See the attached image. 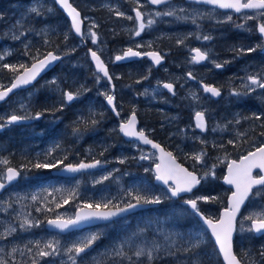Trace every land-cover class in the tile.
Segmentation results:
<instances>
[{"label": "rangeland", "instance_id": "rangeland-1", "mask_svg": "<svg viewBox=\"0 0 264 264\" xmlns=\"http://www.w3.org/2000/svg\"><path fill=\"white\" fill-rule=\"evenodd\" d=\"M1 2L0 55H3L4 59L0 60V65L5 63L9 64V60L18 49L22 48L25 50L27 47L32 46L33 42L39 47L44 44L47 45L50 35H56L64 30L65 23L62 21L60 15L56 11H53L56 10L57 7L51 6L53 3L52 0H12L8 2ZM72 2L81 11L85 21L83 39H77L76 42L65 43L66 45L63 48L57 50L56 52L58 54H63L65 56L59 64L60 74L54 75L53 77L50 76L49 78L43 77L37 85L35 84L31 88L11 96L6 102L0 105V117L6 118L13 113L17 115H28L34 114L35 111L37 112L35 107L36 99L34 95L38 91V88L44 84L51 85L50 87L55 93L53 99L58 102H55V105L59 108V105L63 103V109H73V107H71L72 104H70V106L66 103V101L62 100V92L64 91H79L80 95L76 101H79L86 96L89 87L93 89L91 91L96 97L98 96L104 99V93L112 94L108 81L103 79L101 75L94 70L91 61L89 60L88 48H92L103 57L106 63L113 64L111 73L115 80L116 90L112 95H114L120 103L127 105V114L120 118L121 120H125L128 118L133 108L135 109V106L140 109L149 108H146L143 104L136 105L133 100L135 96L133 97L130 94L129 88L125 85L124 80L120 79H123L125 74H133L135 76L140 75V77H143V70L145 69L148 72L146 81H144V78L143 80L137 78L140 86L137 95L143 96L146 99L145 102L147 104L160 105L157 107L156 114H154L155 118H157L159 122L155 123L153 131L155 130V132L159 133L160 136L164 135V140L167 142V146H169L172 151L186 159L190 168L195 170L199 175H202L203 172L213 164L218 165L215 169V177L209 176L208 178L202 180L204 185H202L192 195L181 199L195 198L202 195L218 197L216 202H198V207L200 209L202 208L209 215L218 210L216 206L220 202L222 205L219 209L224 207L225 203L222 201V194L226 193L228 195V191L221 189V191L217 192L214 189L216 187V181L218 183L220 182L221 175L226 168V161L221 164L217 158H223L225 155H228L229 158L237 159L239 156L252 150L253 142L257 144L259 143V136L256 133H251L252 137L251 134L244 136L231 135L236 132L235 129H231L235 124V121H248V119H245V117H247L245 114L241 116L238 112H236V114L229 112L231 109L228 110V107L233 106L235 108L237 107L236 109L243 108L245 110V107L248 108L247 105H250L249 101H256L260 104L261 102H264V99H262V97H264V89L256 88L254 92L248 93L249 95L247 98L234 96L236 101H230L227 103L231 92L233 93V91H236L244 93L248 91L243 87V84L247 82L248 76H258L259 78H264V65H262V62L255 59L256 53L253 52V61H248L249 64L247 65L248 67L244 73L240 74L238 71L235 73L236 76L234 80L236 83L234 86L229 82V79L220 82L222 87L229 89L228 94L224 96L222 103H218L216 105L215 103H212L211 100L209 101V99L204 98L201 93L193 94L190 91L193 89L191 85L181 83L182 89L185 90V95H181L179 98L180 100L176 101L174 104L179 107V105L182 104L181 101L186 100V104L188 105L184 106L187 107L192 114L198 110L205 112L207 117L210 119L211 125L209 127L210 132L202 136L195 132L191 121L185 123L181 120L180 112L170 114L169 109L163 108L162 105L170 106V100L169 96L163 93L160 85L162 81H164V78L172 82H180L181 79L184 83H186L187 79L183 73L185 69L179 67L182 64L189 65V62L191 61L189 50L191 48L199 47L202 51L206 52L209 55V65L215 66L216 64H222L231 58V56L223 54L221 47H215V42L217 41L216 37L219 36L218 32L208 29L206 32H203L204 34L201 37L200 34L199 36L196 34L194 29L190 30L186 27V24L193 23V20L216 21L217 18L213 15L214 12L204 8L195 9L191 15L185 14L183 16L187 17V19L176 20L170 18L171 16L157 17L155 16V12H165L172 9L180 11L181 8L178 5H169L162 10H153L152 7L148 6L146 0H72ZM33 7L37 8L41 14L37 15L36 13H32L31 8ZM135 7L147 15V21L149 19H153L155 21L154 24L144 29L140 37L133 35V31L135 29V16L133 14V10ZM117 11L122 12L125 15L117 16ZM251 15H254V13ZM127 16H131L133 19L129 20L126 18ZM200 16L205 18L196 19ZM85 17L87 19H85ZM178 17L181 16L178 15ZM261 20L264 22V18H261ZM159 23H165L166 27H156ZM93 24L95 27H93ZM145 24H147V22ZM165 28L170 29V32H166ZM247 28L248 27H246V29ZM90 30L97 33L98 40L96 44L91 42V37L88 35ZM21 33L24 34L21 35ZM191 34H195L196 37L191 38ZM15 36H19V39H15ZM142 36L145 37L141 39ZM170 36L173 37L172 40L168 39ZM204 36H209L211 38L204 40ZM178 41H183V43H178ZM168 42L172 43L175 48L174 50L178 52V54L170 60L169 65L171 67H163L162 71L159 70L154 73L153 70H151V67L153 66L152 64L146 65L145 67L135 68L132 66L133 64L116 66L113 63L115 56L119 55L129 47L135 48V45H140V47H142L141 45L144 44L153 49L158 47V50L162 51L161 46L163 44L168 45ZM223 49L227 50V46ZM172 51V49L167 50L165 47L163 48V52L167 54ZM28 57L31 58V56ZM236 59L240 61L239 58L236 57ZM1 68L2 67H0V69ZM210 69L211 68L209 67L201 68L199 69V72H207ZM150 70L151 73H149ZM162 72L164 73V77ZM202 75L203 79H205L206 75ZM98 76L100 77L99 82H97ZM53 80H55V83H52ZM0 84L4 86L9 84L6 83L2 72H0ZM145 90H147L146 93ZM223 103L225 105L224 107ZM21 105H23L24 108H21ZM117 107L121 110L118 103ZM74 109L78 110V108ZM223 109L227 110H224L225 112H223ZM239 109L237 111H239ZM62 113L65 114L67 111H62ZM224 113L231 115V118H228L231 119L230 121L224 118ZM43 118L46 120L45 116H43ZM41 119L42 117L39 120ZM49 119L58 120L59 117H50ZM76 119L79 120L80 116H77ZM29 120L30 122H34L35 119ZM109 123L110 124L105 127V130L107 131L111 129L112 126H115V124L111 121H109ZM13 125L14 124L5 127L4 129H9ZM33 126L34 124H32V127ZM103 129L104 126L100 128V131ZM227 133L229 134V137H227ZM86 136L87 134L83 133L81 136H76L75 139L80 142L85 139ZM223 139H226L227 142L229 140H233L236 142V146L234 147L231 144L227 146L225 143H221V140ZM87 141L91 142L92 140L90 141L89 138ZM201 141H203V143ZM123 145L130 148V154H134L133 159L121 164L119 161L117 162V159L115 158H105L102 159V161L110 164L108 168L101 171L80 174L76 178L70 179V184H72L73 187H78L80 189L79 191H76V200L57 208L52 217L62 215L64 218H70L75 214L79 205L85 202H91V200L98 201L101 198L104 199L107 192H114L115 194L122 193V195L126 197L125 183L129 178L135 177V181L140 182L144 187L147 186L150 181L154 183L153 178L155 174L153 172V165L157 162L156 154L149 149L138 147L135 145V142L124 141ZM221 145H223V147H220ZM245 147L247 150H244ZM50 149H52V145H49L47 148H43L39 147L37 143L32 142L22 144V147L20 148L21 151H27L30 155H38L40 153L47 152ZM201 150H204L207 153L203 159V163H197L196 161L187 158L192 154L200 152ZM0 151V159L8 160L10 152L7 150L6 143L5 145L0 143ZM134 151L137 152L133 153ZM77 153H90V144H87V146L82 145L79 147L77 152L72 153V156H80ZM141 155H147L149 158L141 160L139 159ZM5 166L6 165H0V172L4 171ZM19 166V169L24 170V174L21 175V179L0 193V202H10L12 204L11 208H7L6 203H0V233H3L9 225L17 228V232L9 236L7 239H0V248L4 249L3 252H0V257L8 260L9 264H22L24 261V264H32V260L34 258L39 262V264H71V261H69L67 256L63 254V249L71 246L72 243L88 236L91 233H99L100 237H105L107 239L99 244V248L102 249V252L97 251L98 246H95V242L93 245L95 247L90 252L77 258V264H95L97 261H101L103 259H106L108 264H117L118 261L119 264H129L127 260H119L118 257L114 260L113 258H110L109 254L118 244L122 241L128 240L129 237H132L133 233H136L139 229H145V232L143 235L135 237L136 244H151L152 241H156L163 246L162 250L156 254L157 259L155 260L170 258L168 253H173V250L180 243L178 238L180 232L175 231L166 218H145L144 224L140 226L139 219L142 218V213L140 212L136 214H129L121 218L120 225L122 226V232H120L116 238H111L108 232L109 228L113 226V222L83 230L81 232H75L74 234L61 235L45 231L44 225H42V221L40 219V212H37L36 210L33 212L28 208L30 203L28 199L31 195H34L35 187L41 190L37 194L40 196L44 187H47L50 184L52 185L55 182L62 184V181L50 177V172L46 169H37V172L34 170L28 172L29 169L27 170L23 165ZM145 169H149V171L146 172ZM109 173L112 175L108 180H104L102 183H95V181L101 180L103 176L108 175ZM129 181L130 180H128V182ZM157 187L158 191L155 195H161L162 202H165L170 198L169 195H164L166 191L162 187L159 185H157ZM18 197H26V199H20L18 201ZM262 209H264V197H255L249 200L248 205L238 219L237 225V232L242 243H246L248 236H252L253 233L246 230L249 226V222L247 221L244 222L245 230L240 231L239 221L241 217L248 215L251 212H259ZM24 216H27L28 219L33 222L39 221V225L31 227L26 231L21 230L19 228V224ZM131 224L137 225V228H130ZM124 227H126L128 231L123 232ZM165 235L169 237L168 240L164 239ZM262 238L263 239L258 241L259 244L255 243L258 245V250L253 248L251 249L248 243L242 244V250L244 251L241 253V257L244 264H251V261L253 260H255L257 264H264V259H261L259 255L260 251L264 250V237ZM49 240H58L60 242L61 254L49 257L35 256V252L37 250L34 248L33 243L30 242L40 241L41 246H43V244ZM108 242H110V244H108ZM13 247L18 249L16 253L11 252ZM28 248H32L31 253L28 252ZM133 250L134 247H125V251H127L129 255L132 254ZM21 251H23V255H21ZM245 252L248 253L247 257H244ZM135 259L136 258L133 257V260ZM170 259H172L175 264H189L192 259H199L200 261V253L195 255L185 254L181 255L179 259ZM85 260H88V262Z\"/></svg>", "mask_w": 264, "mask_h": 264}, {"label": "snow or ice", "instance_id": "snow-or-ice-1", "mask_svg": "<svg viewBox=\"0 0 264 264\" xmlns=\"http://www.w3.org/2000/svg\"><path fill=\"white\" fill-rule=\"evenodd\" d=\"M148 2L152 5H161L169 3V0H148ZM199 2H203L208 5H213L219 9H231L236 13H241L242 10H253L254 15H246V20H253L258 18H264V0H199ZM55 3L58 4L63 11L70 17L71 20V29L77 35H83L82 33V19L81 13L77 10L76 7L73 6L69 0H55ZM50 11V9H49ZM180 11H184V9H180ZM32 13H36L40 15L41 13L37 8H31ZM117 16H124L125 14L117 11ZM175 9L168 10L165 12H155V16H175ZM127 19L131 20L133 17L127 16ZM85 19H87L85 17ZM135 19L139 21L138 30L135 32L136 36H140L144 29L148 26H151L155 23L153 19H149L147 24L143 22V13L136 9L135 10ZM177 19H187V17H177ZM232 17L227 16V21H231ZM193 23L195 21L193 20ZM93 27L95 25L93 24ZM237 27H242L238 25ZM257 30L262 38H264V22H261L257 26ZM24 33H21L23 35ZM88 35L91 37V42L93 44L97 43L98 36L94 31H89ZM15 39H19V36H15ZM211 37L204 36V40H208ZM67 39V36H65ZM178 43H183V41H178ZM27 47V46H26ZM140 45H137L139 48ZM257 48L264 49V43L257 44ZM195 55L192 57V61L199 63L200 61H204L208 58L206 52H202L199 48L192 50ZM240 54H243L245 50L243 48L238 50ZM247 52L251 53L256 51V48H248ZM92 60L95 62V68L98 73H102L104 77H107L108 81L111 82L112 77L109 75L107 66L101 60L100 56L96 51L89 49ZM10 54V53H8ZM27 54V53H26ZM148 56L155 64L159 65L163 60V56L156 51L141 53L140 51H136L133 48H127L122 55H117L115 57L116 61L124 60L125 58L132 57H140V56ZM4 56L0 55V60H3ZM61 59L60 56L54 54L53 52H47L43 55V58H40L39 54L37 56L32 57V63L28 64H8L5 63L0 65V67L4 69H8L12 72L13 78L10 86H4L0 84V101H4L13 90L21 88L23 86L31 84L33 81L37 79V77L47 68L52 62ZM217 68H221L223 65L216 64ZM22 70V71H21ZM189 77H192L191 73H188ZM119 78V77H117ZM194 79V77H192ZM100 77H97V82H99ZM146 79V77H145ZM55 83V80L52 81ZM139 83V81H137ZM255 86V87H253ZM114 87V86H113ZM163 88L167 89L169 92L175 94L174 85L172 83H164L162 85ZM243 87L247 89V92L241 93L233 91V95H247L250 92H254L256 88L264 89V78H259L258 76H248L247 82L243 84ZM203 91L205 93H210L211 96L219 97L221 92L218 88L210 85H203ZM147 90H145V93ZM80 93L72 92V91H64L62 92V100L66 102H72L79 97ZM106 102L109 106H111L112 111L119 116L120 112L117 110L115 103V96L112 94L104 93ZM64 104L61 103L60 107L56 109V111H62ZM21 108H24L21 105ZM49 109H45L44 111H38L34 114L28 115H17L15 113L5 117H0V130L8 127L12 124L19 123L24 120L29 119H40L46 112H49ZM245 119H255L261 120V115H257L253 113L251 117H245ZM195 126L201 131L206 130V120L204 111H196L195 112ZM240 121L237 120L236 123ZM99 123L98 120L93 119L91 124L94 126ZM261 127H264V123L261 124ZM215 130V129H213ZM119 131L126 137L135 138L141 141L143 144L151 145L152 148L158 150L160 153L158 160L159 162L155 164L154 173L155 179L159 182H162L164 186H166L167 196L170 194V197H180L183 193H192L193 189H195L198 185L201 184V181L208 178L209 176L215 177V169L218 166L217 164H213L211 167L207 168L202 175L198 176L195 170L190 171L188 168L183 165L177 163L176 157L172 152L166 151L160 144L153 142V140L149 139L144 130H137V116L136 111L133 108L131 115L126 121H121L119 124ZM74 134L79 133L80 129L75 128L73 130ZM245 133H238V136H243ZM261 136H264V132L260 133ZM203 143V141H201ZM228 144L236 146V142L233 140H229ZM57 147H59L57 145ZM220 147H223L221 145ZM55 149H50L46 154L50 156ZM207 153L204 150H201L198 153L192 154L187 157L196 161L197 163H203L204 157ZM149 157L147 155H141L139 159L145 160ZM67 159L65 156L61 160H57L55 162H36L32 165L35 169H51L56 168L58 165L63 164V160ZM219 163L223 164L226 161V174L223 176V181L225 184L231 186L230 195L227 197V205L224 207L223 211L220 213L218 218L213 219L212 217L204 215L198 207V202L203 201L205 203L208 202H216L218 197L216 196H208L202 195L197 196L195 198H189L184 200V204L187 205L192 213L200 218L204 225L207 226V229L210 230L211 236L214 238L215 245L218 247V253L223 258V264H242V257H238L233 248V234L237 231V223H238V215L241 213L242 207L246 204V202L251 198L255 197H264V142L255 143L253 142L252 150L248 151L246 154L239 156L237 159H230L228 155H225L223 158H217ZM125 162L124 159L119 160V163L123 164ZM9 161L7 159H0V165H9ZM101 164V161L94 160L92 163L80 162L79 164L72 165L67 164L64 165V170L67 172H79L85 169L96 168ZM145 171H149V169H145ZM20 171L16 168L8 166L6 170L0 172V190H3L7 184L15 181L20 176ZM111 173L105 175L101 178V180L95 181V183H102L104 180H108L111 177ZM253 189L256 191L254 192ZM57 192H62L61 189H56ZM150 189L148 188H139L137 187L135 190H128L125 193L127 199H122L118 203H113L112 200H106L104 202H96V203H83L78 206V211L75 213L74 217H70L65 219L62 215H57L54 219H48V225L60 229L61 231L67 230L70 227H76L83 222H90L93 220H103L108 221L113 217H117L123 213H128L137 208H141L145 205H154L162 203L161 195H152L150 194ZM51 195V193H48ZM77 193L75 191H69L67 196L61 195L62 203H56V207H62L63 204L69 203L70 198H75ZM20 199H26V197H18V201ZM39 199L38 195H32L31 200L37 201ZM47 199V196L44 197ZM55 202V201H53ZM6 203L7 208H11L12 204L10 202H0ZM41 208H37L36 211H41ZM51 210V209H49ZM30 215V214H29ZM249 222V226L246 229L248 232H252L259 235H264V209L259 212H251L248 215H244L241 217L240 223V231H244V222ZM39 221H31L27 216H24L22 221L19 224V228L21 230H28L31 227L38 226ZM17 232V228L9 225L3 233H0V239H7L9 236L13 235ZM145 229H139L136 233H133L132 237H129L128 240L122 241L118 244L109 254L110 258L118 257L119 260H127L129 264H137L139 261L145 262V264H153V261L157 259V253H159L163 246L156 241H152L151 244H136L135 237L143 235ZM201 238L192 241L191 237L188 241V247L184 249L185 253H193L195 255V250L200 248L201 244L205 242L203 238V233L200 234ZM100 239L99 233H91L88 236L83 237L82 239L74 242L71 246L63 249V254L67 256L68 260L71 261V264H77V258L81 256L82 253H86L88 249H90L94 243ZM165 240H168L169 237L165 235ZM33 243L34 248L37 250L35 252V256L38 257H49L54 255H60V242L58 240H49L46 241L43 246H41L40 241L30 242ZM133 248L132 254L129 255L127 251H125V247ZM27 247V246H26ZM28 252H32V248L27 249ZM4 249L0 248V252H3ZM18 249L13 247L11 252L16 253ZM169 255H173V253L169 252ZM21 255H23V251H21ZM261 259H264V250H261L259 253ZM248 253H244V257H247ZM133 257L136 259L133 260ZM0 264H9V261L0 257ZM32 264H39V262L34 258L32 260ZM96 264H101L100 261H97ZM119 264V261L117 262ZM189 264H200L199 259H192ZM251 264H257L255 260L251 261Z\"/></svg>", "mask_w": 264, "mask_h": 264}, {"label": "trees", "instance_id": "trees-1", "mask_svg": "<svg viewBox=\"0 0 264 264\" xmlns=\"http://www.w3.org/2000/svg\"><path fill=\"white\" fill-rule=\"evenodd\" d=\"M2 2H8L12 0H1ZM0 1V2H1ZM1 2V3H2ZM51 6H55L54 3L51 4ZM56 11L62 21L65 23L64 30H62L60 33L52 34L50 35V39L48 41V44L41 45V47L36 46L33 42L32 46L27 47L25 50L22 48L18 49L14 52L13 58L9 60V64L19 65V64H30L32 57L44 55L48 51H57L61 48H63L66 44L69 42H76L77 39L74 37L73 33L70 31V27L68 25V20H66L65 16L61 11L58 9L53 10ZM65 36H67V39H65ZM46 41V40H45ZM27 53V54H26ZM28 56H31L29 58ZM132 66L135 67V63ZM0 72H2V75L6 81V83H9L11 79L13 78V73L10 72L8 69L1 68ZM60 74L59 71V65L56 66L52 71L48 72L44 78H49L50 76H54ZM90 81L89 79H87ZM125 85L129 88L130 94L134 97L135 96V75L133 74H125L123 76ZM38 82L36 83V85ZM50 84H44L38 88V91L35 93V99H36V109L38 111H44L45 109H49V112H46L45 116L46 120L43 118L41 120L35 119L34 122H29L28 124H21V125H13L9 129H2L0 130V143L4 144L6 143L7 150H9V159L10 162L8 166H19L23 165L24 168L30 172L31 170H34L37 172V169L33 168L32 165L36 162H55L57 160L63 159L65 156H67V159L63 160V164L65 163H75L79 160H93V159H105V158H115L117 159V162L121 159H124L125 162H128L133 159L134 154H130V148L123 145L124 141L122 137L119 134L118 130V121L119 119L127 114L128 109L127 105L124 103H120L119 100L116 99V105L121 107L119 109L120 115L119 117H115L110 110L105 105L104 99L102 97H96L93 95V90L91 87L88 88V93L85 97H83L81 100L76 101L72 104L71 107L78 108V110L73 109H63L62 111H67V113L63 114L62 111H56L57 106L55 105V102L57 100L54 98V90L50 87ZM135 101V97L133 98ZM250 105H247L248 108L245 107L244 114L247 115V117H251L253 113H256L257 115H261L262 119L259 120L260 123H264V102H261L260 104L256 101H249ZM60 107V105H59ZM252 111V112H250ZM36 112V111H35ZM157 107L152 109V114H156ZM252 113V114H250ZM77 116H80V119H76ZM50 117H56L59 119L52 120L49 119ZM93 119H96L99 121L96 125H92L91 121ZM109 121L115 124V126H112L111 129L108 131L105 130V127L110 124ZM117 121V122H116ZM32 124L34 126L32 127ZM104 126V129L100 131V128ZM32 127V128H31ZM253 127V128H252ZM75 128H79L80 132L74 134L73 130ZM248 128V129H247ZM248 130V131H247ZM255 131V132H254ZM245 133L247 134H253L258 133V136H261V128L258 126L257 130L254 128V124L246 125L245 128L243 126L237 127L236 132L234 135H238V133ZM247 132V133H246ZM83 133H86L87 136L82 141L78 142L75 138L76 136H81ZM244 136V135H243ZM91 142H88L89 140ZM242 140V139H241ZM5 142V143H4ZM37 143L39 147L47 148L49 145H52V149H55L50 156L46 155L49 151L40 153L38 155H30L27 153V151H21L20 148L22 147V144L27 143ZM161 143L170 150L175 157L184 165L190 168L189 163L186 159H184L181 155L175 153L171 150L169 146H167L166 142L161 140ZM90 144V153H81L78 154L80 156L73 157L72 153L77 152L79 147L82 145ZM57 145L59 147H57ZM244 150H247L246 147ZM1 152V151H0ZM135 153V151L133 152ZM61 164V165H63ZM60 166V165H58ZM29 167V168H28ZM47 171H50V169H46ZM22 173H24V170H22ZM128 180H130L128 182ZM46 181V180H45ZM204 185L203 182L201 186ZM126 186V192L128 190H135L137 187L139 188H149L151 189L152 195H155L158 191V187L150 181L147 186H143L140 182L135 181V177L129 178L126 180L125 183ZM56 189L63 190L62 192L55 191ZM223 189L222 184L216 181V187L215 191H221ZM34 194L37 195L41 190L34 188ZM80 189L78 187H73L72 184H70L69 180L62 182V184H58L57 182L50 184L47 187H44V189L41 192V195L38 196L39 199L37 201H32L31 197L29 200V206L28 208L35 212L37 208H41L42 210L40 212V219L42 221V225H44V222L48 218H52V215L54 214V211L57 209L56 203H62L61 201V195L67 196V193L69 191H79ZM48 193H51V195H48ZM32 196V195H31ZM47 196V199L45 200L44 197ZM227 194H222V201L225 202ZM122 199H127V197H124L121 194H115L114 192H107L105 194L104 199H100L98 201L91 200V202L87 203H96V202H104L106 200H112L113 203H118ZM75 198H70L69 203H72ZM55 201V202H53ZM67 203V204H69ZM66 205V204H63ZM222 203L220 202L216 208L218 209L215 213L209 215L207 214L202 208L201 211H203L207 216L212 217L213 219L218 217L219 208L221 207ZM51 209V210H49ZM142 218L139 219V225L142 226L145 222V218H156V217H164L169 222L171 226L175 229V231L180 232V235L178 236L180 243L176 246V248L173 250V255H170V258L179 259L181 255L190 254L194 255L193 253H185L184 249L188 247V241L191 237L192 241H195L196 239H200V234L203 233V238L205 240L204 243L201 244L200 248L195 250V254L200 253V264H223L219 254L211 241L208 233L203 229L200 222L198 221L197 217L189 211L187 206H185L180 200H174V199H167L165 202H162L160 204H157L155 207L147 208L143 211ZM121 219H118L113 222V226L109 228V235L111 238H116L120 232H122V226ZM130 228L136 229L137 225H130ZM45 230V229H44ZM128 231L126 227H124L123 232ZM107 239L105 237H100L99 240L96 241L95 246L97 245V251H101L102 249L99 248V244L106 241ZM259 240L261 238H257L254 235L248 236L246 243L249 244V247L252 249L258 250ZM245 242L242 243V241L239 238V234L237 232L236 238L234 240V250L238 257H241V253L244 251L242 250V244H246ZM110 244V242H108ZM94 246V247H95ZM106 251V250H104ZM159 259L154 260L153 264H175V262L172 261V259ZM115 260V258H113ZM88 262V260H85ZM101 264L107 263L106 259H103L100 261ZM243 262V261H242ZM96 264V263H95ZM108 264V263H107ZM121 264V263H120ZM137 264H145L143 261L137 262Z\"/></svg>", "mask_w": 264, "mask_h": 264}, {"label": "flooded vegetation", "instance_id": "flooded-vegetation-1", "mask_svg": "<svg viewBox=\"0 0 264 264\" xmlns=\"http://www.w3.org/2000/svg\"><path fill=\"white\" fill-rule=\"evenodd\" d=\"M169 5H178L180 8L184 9V11H176V15L170 17V18L176 19V20H177L178 15H180L181 17H183L185 14L191 15L195 9L204 8V9L212 10L214 12L213 15L216 16V18H217L216 21L211 22L208 20H202V21L196 20L195 23L186 24V27H188L190 30L194 29L196 34L198 36L200 34L201 37L204 34L203 32H206L208 29H212V30L218 32L219 36L216 37L217 41L215 42L216 43L215 47H221L224 55L231 56L230 59L226 60L225 62H223L221 64V65H223L221 68H217L214 65H209V60H208L209 55L208 54H207L208 58L206 60L200 61L199 63L193 62L192 57L195 55V53L192 50L199 48V47L191 48L189 50V54L191 56V61L189 62V65H183L182 64L179 67V68L185 69L183 73L187 79L186 83H184L181 79H180V82L179 81L172 82L166 78L163 79L164 81H162L160 87L162 88L163 93L165 95L169 96V100H170V104H169L170 106L162 105L163 108L169 109L170 114H175V112H180L181 113V120H183L185 123H188L189 121H191L193 124L194 123L193 118H194L195 113L192 114V112L187 107L184 106V105H186V106L188 105V104H186V100L181 101L182 104H180L179 107L176 104H174L176 101L180 100L179 98L181 95H183V96L185 95V92H184L185 90L182 89L181 83L185 84V85H191L193 87V89L190 91L193 94L201 93L204 98L209 99V101L211 100V102L215 103L216 105L218 103H222L224 100V96H226L228 94L229 89H226V87H222V85H220L221 84L220 82L225 81L226 79H229V82L234 86L236 83V81L234 80L235 76H236L235 73L237 71L240 74L244 73L248 67L247 65L249 64L248 61H253V57H252L253 52L249 53V52L245 51L243 54H240L238 51L239 49L243 48L244 50H247L250 47L256 48V51H254V53H256L255 59L262 62L263 63L262 65H264V51H263V49L256 47L257 44L264 43L263 38L261 37V35L259 34V32L257 30L258 24L263 22V21L261 20V18L253 19V20H246V18H245L246 15L253 14L254 13L253 10H242L241 13H236L234 10H231V9H219L213 5H208L205 3H197L193 0H169V3H167L163 6H159V7H152V9L153 10H162ZM135 9H138V8L135 7ZM229 15L232 17L231 21H227V16H229ZM199 18H205V17L200 16L196 19H199ZM143 22L144 23L147 22V15H145V13H143ZM138 24H139V21H137L135 19V29L133 31L134 36H136L135 32L138 30ZM238 25H241L242 27H237ZM161 26L166 27L165 23H159V24H157L156 27L160 28ZM246 27H248V28L246 29ZM165 29H166V32H170V29H167V28H165ZM140 36H138V37H140ZM145 36H142L141 39L144 38ZM193 37H196L195 34H193L191 36V38H193ZM172 38L173 37L170 36L168 39L172 40ZM170 45H172L171 42H168V45L163 44L161 46L162 51H159L158 47L153 49L151 47L149 48L146 45L142 44L141 45L142 47L137 48V46L135 45V48L134 47L133 48L137 51H140L141 53H145L148 51L160 52V54L163 56V62L160 65L155 66L151 62V60H149L148 58H142V59H136L135 62H132V63H135V68L145 67L146 65L152 64L153 66L151 67V70H153L154 73H155V71H159V70L162 71L163 67L167 68L170 66L169 65L170 60L178 54V52H176L174 50L175 49L174 46L173 45L170 46ZM225 46H227V50L223 49V48H225ZM164 47L167 50L172 49L173 51L170 52L169 54H167V53L163 52ZM202 52H204V51H202ZM236 57L239 58L240 61L237 60ZM113 63H114V61H113ZM114 64L116 66L128 65V64H122V63H120V64L114 63ZM107 65H108L109 72H110L111 77H112V84L109 81H108V83L110 85L111 93L113 94L116 90L115 89V80H114L112 73H111V71H112L111 69L113 67V64L107 63ZM205 67H209L211 69L207 72L203 71L200 73L199 69L205 68ZM151 70L149 71V73H151ZM143 72H144L143 77H140V75L135 76V104L136 105H142L143 104L146 108H149V109H140V108L135 106L137 122H138L137 130H141V129L144 130L146 135L149 138H151V139H153L159 143H161L162 139L164 142H166L164 140V135L161 134L162 136H160L159 133L155 132V130L153 131V126L155 125L156 122H159V120L157 118H155L154 114H152V109L155 107H159L160 105L147 104L145 102L146 99L143 96L137 95L139 92V88H140L139 83H137V81H139L138 79L143 80V78H144V81H146V79H147V74H148L147 70L144 69ZM188 73H191L192 77H194V79L192 77H189ZM202 74L206 75L205 79H203ZM162 75L164 77L163 72H162ZM145 77H146V79H145ZM164 83H172L174 85L175 94H173V93L169 92L167 89L163 88L162 85ZM205 84L218 88L221 92V95L217 99H213L209 93L205 94V92L203 91V85H205ZM229 95H230V97H229V100L227 101V103L230 101H236L234 99V96L247 98L249 94H247V95H233L231 92ZM262 99H264V97H262ZM224 106L225 105L223 103V107ZM236 108L233 106H229L228 110L231 109L229 112H233L234 114H236V112H238V113H240L239 115L242 116L244 114V109L238 108L239 111H237L238 109H236ZM224 110H227V109H223V112H225ZM198 111H202V110H198ZM205 118L207 121V127L208 128L204 134H202L201 132L196 130L195 126L193 124L195 132L202 135V136L206 135L208 132H210V129H209V127L211 125L210 119H209V117H207L206 114H205ZM224 118L227 119L228 121H230L231 119H228V118H231V115L224 113ZM152 119H153V121H152ZM169 120H172V119H169ZM262 123L263 122L260 123L259 120H255V119H248V121H240V123H236V121H235V124L232 126L231 129L236 130L235 127H237V126H239V127L243 126L245 128L246 125L254 124V128L256 130H257V127L259 126L261 128V132H264V127H261ZM234 134H231V135H234ZM228 135L229 134L227 133V137H229ZM222 142L225 143L227 146H229L226 139L221 140V143ZM260 142H264V136H259V143ZM135 145H137L138 147L141 146V144L137 140H135ZM135 152H137V151H135ZM230 159H234V158H230ZM262 237H264V235L257 236V238L263 239ZM19 260H21V259H19ZM24 263H25V261L22 262V264H24Z\"/></svg>", "mask_w": 264, "mask_h": 264}, {"label": "water", "instance_id": "water-1", "mask_svg": "<svg viewBox=\"0 0 264 264\" xmlns=\"http://www.w3.org/2000/svg\"><path fill=\"white\" fill-rule=\"evenodd\" d=\"M54 1V3H55V0H53ZM148 1V0H147ZM193 1H195V2H197V3H203V2H199V0H193ZM69 2H71V0H69ZM149 3V2H148ZM150 4V3H149ZM55 5H56V7L60 10V11H63V9L58 5V4H56L55 3ZM150 5H152V4H150ZM162 5V4H161ZM153 6H160V5H153ZM78 10V9H77ZM79 11V10H78ZM64 12V11H63ZM80 12V11H79ZM64 14H65V16H66V19L69 21V25H70V30H71V32L73 33V35L75 36V37H77V38H82L83 37V35H77L75 32H74V30H72L71 29V20H70V17H68L67 16V14L64 12ZM134 14H135V10H134ZM81 19H82V14H81ZM82 21H83V19H82ZM83 27H84V21H83V23H82V33H83ZM263 41H264V38H263ZM134 49V48H133ZM126 50V49H125ZM124 50V51H125ZM135 50V49H134ZM123 51V52H124ZM137 51V50H136ZM263 51H264V49H263ZM123 52L121 53V54H119V55H122L123 54ZM149 52H151V51H149ZM157 52V51H156ZM99 55V54H98ZM100 56V55H99ZM116 57V56H115ZM144 57H147L148 59H150L148 56H140V57H132V58H125L124 60H121V61H116L115 60V62L116 63H125V62H130V61H135L136 59H141V58H144ZM40 58H43V56H41ZM100 58H101V56H100ZM89 60L91 61V63L93 64V66H94V68H95V62L92 60V58H91V55H90V52H89ZM101 60L104 62V60L101 58ZM151 60V59H150ZM152 61V60H151ZM59 62V60H57V61H54V62H52L47 68H45V70L41 73V74H43V73H45V72H47V71H49V70H51V69H53L55 66H56V64ZM153 62V61H152ZM163 62V60L161 61V63ZM32 63V62H31ZM30 63V64H31ZM154 63V62H153ZM160 63V64H161ZM104 64L107 66V64L104 62ZM154 65L155 66H158L157 64H155L154 63ZM107 69H108V66H107ZM95 70H96V68H95ZM109 72V71H108ZM40 74V75H41ZM102 76H103V74L102 73H100ZM110 75V74H109ZM104 77V76H103ZM105 78H107V77H105ZM111 82H112V80H111ZM206 94V93H205ZM210 94V93H209ZM211 95V94H210ZM212 97H214V96H212ZM214 98H218V97H214ZM107 103V102H106ZM108 105V104H107ZM108 107L111 109V111H112V108H111V106H109L108 105ZM113 112V111H112ZM114 113V112H113ZM115 114V113H114ZM131 115V114H130ZM129 115V116H130ZM129 118V117H128ZM26 120H24L23 122H25ZM193 121H194V126H195V115H194V118H193ZM137 125H138V122H137ZM206 127H207V122H206ZM195 129L196 130H198L199 132H202V133H204L206 130H204V131H201L200 129H198V128H196V126H195ZM119 133H120V135L125 139V140H127V141H131V140H137V139H135V138H130V137H126V136H124L120 131H119ZM137 141H139V140H137ZM153 142H155V143H158V144H160L159 142H156V141H153ZM139 143L141 144V145H143V146H145V147H148V148H151L155 153H156V158H157V160H158V157H159V155H160V153L158 152V150H156V149H154V148H152L151 147V145H147V144H143L141 141H139ZM161 145V144H160ZM161 147H163L166 151H168L166 148H165V146H163V145H161ZM95 160H97V159H95ZM94 160H91V161H83V162H85V163H92ZM80 162H82V161H80ZM79 162V163H80ZM158 162H159V160H158ZM78 163V164H79ZM177 163H179L178 161H177ZM180 164V163H179ZM65 165H67V164H65ZM72 165H76V164H72ZM106 166V164L105 163H101L100 165H98L96 168H92V169H85V170H81V171H79V172H67V171H65L64 170V165L62 166V167H60V168H54V169H52V174L53 175H57V176H61V177H73V176H76L77 174H79V173H81V172H88V171H94V170H97L98 168H103V167H105ZM13 167V166H12ZM13 168H16V167H13ZM17 170H18V168H16ZM226 174V168H225V173H224V175ZM223 175V176H224ZM18 179V178H17ZM17 179L15 180V181H13V182H11L10 184H12V183H14V182H16L17 181ZM154 182L155 183H157V184H160V185H162V186H164L163 184H162V182H159V181H157L156 179H155V177H154ZM221 182H222V185L224 186V187H227V188H229L230 190H231V186L230 185H227V184H225L224 183V181H223V177H222V179H221ZM10 184H7L6 185V187L7 186H9ZM5 187V188H6ZM166 187V186H165ZM3 190H0V192H2ZM228 195H230V191H229V193H228ZM228 195H227V197H228ZM226 197V198H227ZM226 205H227V199H226ZM150 206H152V205H145V206H142L141 208H137V209H135V210H133V211H130V212H128V213H123V214H121V215H119V216H117V217H113L111 220H108V221H103V220H95V222H97L96 224H98V223H108V222H111L112 220H114V219H116V218H118V217H121V216H124V215H128V214H131V213H134V212H136V211H138V210H142V209H145V208H148V207H150ZM226 207V206H225ZM245 207V205L242 207V209H241V212H242V210H243V208ZM223 209L224 208H222L220 211H219V215H220V213L223 211ZM191 210V209H190ZM192 211V210H191ZM241 214V213H240ZM219 215H218V217H219ZM239 216L240 215H238V218H239ZM74 217V216H73ZM55 218V217H54ZM54 218H50V219H54ZM199 218V217H198ZM65 219H67V218H65ZM199 220H200V218H199ZM90 222H94V220L93 221H90ZM200 222H201V225L204 227V229L208 232V234L210 235V238H211V240L213 241V243L215 244V241H214V238L211 236V232H210V230L209 229H207V226L206 225H204L203 224V222L200 220ZM89 222H83V223H81V224H79L78 226H76V227H70L69 229H67V230H64V231H61L60 229H56V228H54V227H52V226H50V225H48V223H47V221L45 222V229L47 230V231H50V232H58V233H60V234H66V233H68V232H72V231H76V230H79V229H81V228H83L84 227V225H86V224H88ZM95 225V224H94ZM256 235H259V234H256ZM234 236H235V233L233 234V240H234ZM216 246V245H215ZM216 248H217V250H218V247L216 246ZM233 248H234V244H233ZM221 257V259H222V261H223V258H222V256H220Z\"/></svg>", "mask_w": 264, "mask_h": 264}, {"label": "bare ground", "instance_id": "bare-ground-1", "mask_svg": "<svg viewBox=\"0 0 264 264\" xmlns=\"http://www.w3.org/2000/svg\"><path fill=\"white\" fill-rule=\"evenodd\" d=\"M70 3H72L73 4V2H72V0H71V2ZM73 6L74 7H76L74 4H73ZM77 8V7H76ZM58 9V8H57ZM78 9V8H77ZM59 10V9H58ZM79 10V9H78ZM60 11V10H59ZM80 11V10H79ZM62 13H63V15L65 16V14H64V12L63 11H61ZM80 13H81V11H80ZM82 14V13H81ZM65 18H66V16H65ZM82 19H83V15H82ZM83 21H84V19H83ZM69 22V21H68ZM85 22V21H84ZM84 26H85V23H84ZM89 49H91V50H93V51H95L94 49H92V48H88V54H89ZM48 52H53L54 54H56V55H58V56H60L61 57V59H59V62L56 64V66H58L60 63H61V61L63 60V58L65 57L63 54H58L56 51H48ZM97 52V51H96ZM149 52V51H148ZM47 53V52H46ZM45 53V54H46ZM146 53V52H145ZM97 54H99V53H97ZM100 55V54H99ZM43 56V55H42ZM101 56V55H100ZM117 56V55H116ZM13 58V57H12ZM101 58L103 59V57L101 56ZM144 58H147V57H144ZM142 59V58H141ZM104 60V59H103ZM104 62H105V60H104ZM106 63V62H105ZM92 64V63H91ZM107 64V63H106ZM30 65V64H29ZM55 66V67H56ZM92 66H93V64H92ZM54 67V68H55ZM53 68V69H54ZM93 68H94V66H93ZM94 70H95V68H94ZM22 71V70H21ZM50 71H52V69L51 70H49V71H47V72H45V73H43V74H41V75H39L38 77H37V79L35 80V81H33L31 84H29V85H26V86H23V87H21V88H18V89H15V90H13V92L12 93H10L9 95H8V97L4 100V101H0V105L2 104V103H4V102H6L11 96H13L14 94H16V93H20L21 91H25V90H27V89H29V88H31V87H33L37 82H39L40 80H41V78L43 79V77L48 73V72H50ZM96 71V70H95ZM97 72V71H96ZM98 73V72H97ZM100 74V73H99ZM101 75V74H100ZM12 81V80H11ZM11 81L9 82V84L8 85H6V87L7 86H10V84H11ZM111 84H112V82H111ZM67 85V84H66ZM212 97V96H211ZM213 99H217V98H214V97H212ZM121 99V98H120ZM74 102H76V99L74 100V101H72V102H66L68 105H70V104H73ZM104 102H105V105L107 106V108L110 110V112L115 116V117H119V116H117L116 114H114L112 111H111V109L108 107V105H107V103H106V99L104 98ZM56 103H58V102H56ZM115 103H116V100H115ZM116 107H117V105H116ZM117 110L119 111V109H118V107H117ZM132 113V112H131ZM130 113V114H131ZM129 114V115H130ZM129 117V116H128ZM128 119V118H127ZM127 119H125V120H119V124H120V122L121 121H126ZM242 121V120H241ZM245 121V120H244ZM30 122V120H26L25 122H23V121H21V122H19V123H15L14 125H21V124H28ZM240 123V122H239ZM119 124H118V130H119ZM253 128V127H252ZM248 129V128H247ZM248 131V130H247ZM244 133V132H243ZM247 133V132H246ZM120 134V133H119ZM258 134V133H257ZM121 136V135H120ZM122 137V136H121ZM251 137H252V134H251ZM149 138V137H148ZM248 138V137H247ZM122 139L124 140V141H126V142H135V140H132V141H127V140H125L123 137H122ZM149 139H151V138H149ZM256 139V138H255ZM258 139V138H257ZM151 140H153V139H151ZM251 140H252V138H251ZM153 141H155V140H153ZM157 142V141H156ZM167 149V148H166ZM168 150V149H167ZM227 150V149H226ZM168 151H170V150H168ZM171 152V151H170ZM174 155V154H173ZM175 156V155H174ZM97 160H99V159H97ZM157 160V159H156ZM176 160L181 164V165H183L184 167H186V168H188L190 171H192V169L191 168H189V167H187L186 165H184V164H182L177 158H176ZM99 161H101V163H105L106 164V166L105 167H103V168H98V169H100V170H103V169H106V168H108L109 166H110V164L108 163V162H105V161H102V160H99ZM156 163H158V160H157V162ZM155 163V164H156ZM155 164L153 165V172H154V168H155ZM155 174V173H154ZM196 174L198 175V176H200L197 172H196ZM154 177H155V175H154ZM153 181H154V178H153ZM154 184L157 186V185H159L160 187H162L165 191H167L166 190V187L165 186H162V185H160V184H157V183H155L154 182ZM201 184H202V181H201ZM201 184L200 185H198L195 189H193V192L192 193H183V194H181V196L180 197H170V194H168L169 195V197L171 198V199H174V200H180L183 204H184V200H186V199H181V198H183V197H186V196H189V195H192L195 191H197L200 187H201ZM227 199V198H226ZM249 203V202H248ZM248 203H246L245 204V206H247L248 205ZM185 205V204H184ZM185 206H187V205H185ZM187 208L190 210V208L187 206ZM201 210V209H200ZM78 211V209H76V211H75V213ZM190 212L192 213V211L190 210ZM201 212H203V211H201ZM204 213V212H203ZM75 215V214H74ZM195 215V214H194ZM204 215H206L205 213H204ZM196 216V215H195ZM207 216V215H206ZM197 217V219H198V221L200 222V220H199V218H198V216H196ZM48 219H50V218H48ZM47 219V220H48ZM46 220V221H47ZM45 221V222H46ZM97 221V220H96ZM97 222H95V220H94V222H89L88 224H86V225H84V227L83 228H81V229H79V232H81V231H83V230H87V229H90V228H95V227H98V226H101V225H106V223H98V224H96ZM95 224V225H94ZM200 224H201V222H200ZM75 232L74 231H72V232H69L68 234H74ZM257 237V236H256ZM236 238V237H235ZM212 241V240H211ZM213 242V241H212ZM214 244V243H213ZM214 246H215V244H214ZM215 248H216V246H215ZM93 249V247H91L90 249H88L87 251H86V253H88V252H90L91 250ZM216 250H217V248H216ZM217 252H218V250H217ZM86 253H82L81 255H83V254H86ZM219 254V253H218ZM219 257H220V255H219ZM220 259H221V257H220ZM244 260V259H243ZM221 261H222V259H221ZM222 263H223V261H222ZM242 264H244L243 262H242Z\"/></svg>", "mask_w": 264, "mask_h": 264}]
</instances>
